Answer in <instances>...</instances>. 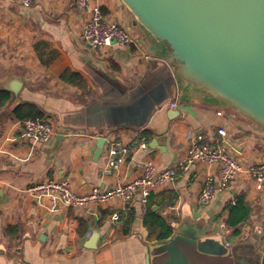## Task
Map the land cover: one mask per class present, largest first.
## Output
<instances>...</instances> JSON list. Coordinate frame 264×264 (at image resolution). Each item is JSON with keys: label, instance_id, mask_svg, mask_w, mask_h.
<instances>
[{"label": "crops", "instance_id": "crops-1", "mask_svg": "<svg viewBox=\"0 0 264 264\" xmlns=\"http://www.w3.org/2000/svg\"><path fill=\"white\" fill-rule=\"evenodd\" d=\"M95 1L137 42L88 46L80 38L85 16L74 0H34L30 6L0 0V89L10 93L0 104V264H146L149 251L186 218L220 241L231 262L264 261V188L242 175L201 205L205 177L221 185L216 166L207 163H194L174 183L154 190L147 204L136 197L127 209L119 199L68 207L57 195L26 190L48 178L68 179L78 192L107 188L117 178H136L149 160L173 166L194 136L214 140L221 128L238 160L264 163L262 126L215 99L183 100L173 67L153 52L154 39L122 0ZM69 72L76 75L64 79ZM26 104L53 125L49 141L26 137L17 114ZM138 136L147 148L134 151L119 172L106 173L107 142ZM99 138L105 140L100 151ZM115 212L118 221L111 217ZM173 264L193 263L177 258Z\"/></svg>", "mask_w": 264, "mask_h": 264}, {"label": "water", "instance_id": "water-1", "mask_svg": "<svg viewBox=\"0 0 264 264\" xmlns=\"http://www.w3.org/2000/svg\"><path fill=\"white\" fill-rule=\"evenodd\" d=\"M122 2L154 39L153 52L173 67L183 100L215 99L264 128V0ZM104 144L99 138V151ZM177 258L237 264L200 222L188 218L149 251L146 264H173Z\"/></svg>", "mask_w": 264, "mask_h": 264}, {"label": "built area", "instance_id": "built-area-1", "mask_svg": "<svg viewBox=\"0 0 264 264\" xmlns=\"http://www.w3.org/2000/svg\"><path fill=\"white\" fill-rule=\"evenodd\" d=\"M24 6H30L34 0H18ZM77 10L85 16V23L80 38L88 46L100 49L112 45H130L136 39L120 22L108 18L102 6L95 0H74ZM177 104L172 103L175 107ZM26 137L34 142H47L55 134L53 125L44 118H26L22 120ZM226 130L221 128L219 136L208 140L204 135L194 136L189 143L186 154L178 159L171 167L159 168L156 163L149 160L143 164L141 173L136 178L125 181L117 178L116 182L107 188L98 185L86 192L73 189L68 179L48 178L29 185L26 190L32 195H57L62 203L68 207H86L90 205H103L113 199H119L127 209L131 202L138 197L143 204H147L154 190L174 183L184 176L196 162L216 166L221 181L219 187L215 186L214 177H205L204 188L200 193L199 203L207 204L217 191H224L230 184L245 175L255 185L256 189L264 188V163L245 164L234 156L231 147L224 141ZM146 139L138 136L132 141L112 139L107 142L105 172L114 174L120 171L129 156L139 148H147ZM235 203V200L233 201ZM112 219L118 221V212L112 214ZM176 232L175 229L172 230ZM88 235H90L88 233ZM230 245V242H226Z\"/></svg>", "mask_w": 264, "mask_h": 264}, {"label": "trees", "instance_id": "trees-1", "mask_svg": "<svg viewBox=\"0 0 264 264\" xmlns=\"http://www.w3.org/2000/svg\"><path fill=\"white\" fill-rule=\"evenodd\" d=\"M75 75L76 74L71 73V72L66 73L64 75V79L72 80V78H74ZM9 98H10V93L5 89H0V104L5 102ZM17 114L23 120L26 118H43V113L40 111V109L37 106L32 105V104H26V105L19 106L17 109ZM170 234H171V230L165 233L167 237L170 236Z\"/></svg>", "mask_w": 264, "mask_h": 264}, {"label": "rangeland", "instance_id": "rangeland-1", "mask_svg": "<svg viewBox=\"0 0 264 264\" xmlns=\"http://www.w3.org/2000/svg\"><path fill=\"white\" fill-rule=\"evenodd\" d=\"M223 252H224V250H223ZM215 262H217V261H215ZM217 264V263H216Z\"/></svg>", "mask_w": 264, "mask_h": 264}]
</instances>
